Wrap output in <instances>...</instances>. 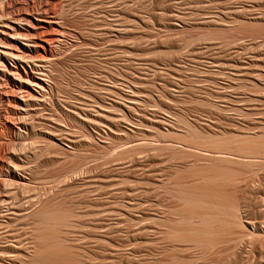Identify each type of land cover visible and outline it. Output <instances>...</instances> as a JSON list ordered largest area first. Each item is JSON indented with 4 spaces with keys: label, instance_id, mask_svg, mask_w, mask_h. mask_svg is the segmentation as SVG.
<instances>
[{
    "label": "rangeland",
    "instance_id": "obj_1",
    "mask_svg": "<svg viewBox=\"0 0 264 264\" xmlns=\"http://www.w3.org/2000/svg\"><path fill=\"white\" fill-rule=\"evenodd\" d=\"M2 1L8 9L0 10V24L24 26L22 11L47 10L42 27L28 35L47 47L29 60L44 54L31 60L41 65L31 63L36 73L44 69L48 84L35 88L42 114L31 116L22 137L10 138L0 126L3 148L14 142L15 149L0 160V204L8 203L0 214L9 203H22L20 212L13 206L17 213L42 204L68 214L56 234L83 264H247L253 257L263 264L259 242L238 240L234 211L201 208L227 222L204 226L214 233L197 244L187 235L200 217L183 209L194 187L208 189L209 175L238 177L236 163L215 169L209 156L221 153L203 146H224L222 154L236 158L234 146L264 142V32L245 33V22H264V0H0V7ZM22 146L31 153L23 165L16 154ZM9 158L27 171L4 175ZM236 181L209 187L253 215L263 187ZM14 216L0 230V264L26 262L21 236L37 226L35 218Z\"/></svg>",
    "mask_w": 264,
    "mask_h": 264
},
{
    "label": "bare ground",
    "instance_id": "obj_2",
    "mask_svg": "<svg viewBox=\"0 0 264 264\" xmlns=\"http://www.w3.org/2000/svg\"><path fill=\"white\" fill-rule=\"evenodd\" d=\"M19 2L20 1L18 0V3ZM3 3H2L3 5L1 4V7H0L1 11L3 10L4 6H6L8 9V3H6V1ZM32 3H33V0H32ZM11 5H12V3H11ZM28 5L29 4H27V6ZM33 6L35 7V5H33ZM37 6H39V5H37ZM30 7H31V5H30ZM22 8L25 9V7H22ZM32 9L34 10L33 7H32ZM35 9L37 10V8H35ZM28 10H29V8H28ZM24 11H27V10H24ZM37 11L38 12L35 14V16L30 14L29 12L28 13L27 12L22 13L23 11L21 12V14L17 13V14H20L21 20H25V22L28 23L25 25V22L20 20L21 22L24 23V26L16 24L15 22H13L14 20L13 21L11 20L12 22H3L2 21V24H0V39L2 40V42L0 40V78L5 80L7 83L5 88H0V126L1 125L3 126V128L6 131L5 134H7L10 138H14L17 135H20L21 133H23L21 130L22 128L28 129L31 116L34 113L37 112L39 114H42V112H38V111L40 109H42L43 95H41V93L39 94L37 89L44 90L45 89L44 86L48 84V82L45 83L46 79H44V77H43L46 74V72H44V69L40 68L41 71H39V73L37 71V73H36L35 67L32 65L33 62L31 60H38L35 58L39 54L37 56H33V57H35L34 59L31 58L29 60V58L31 57L33 52L40 50V49L45 52V50L47 49V47H45V45L40 40L41 39V38H39L40 36L35 37V33L33 34V36H31V34L28 35L29 31L31 33H32V31L34 32L33 28L36 29V28L42 27L43 23L47 20V19H44L46 15L44 16L42 13L44 11L47 12V10L40 11L38 9ZM3 12H5V9L3 10ZM13 12H15V11H13ZM3 14L4 13H2L1 18L4 16ZM7 17L9 19L10 16L7 15ZM18 19H19V16H18ZM4 20H5V18H4ZM15 20L17 22V19H15ZM241 20H239V21L237 20V22H241ZM20 21H19V23H20ZM262 21H264V20H262ZM52 22H54V21H52ZM23 23H21V24H23ZM245 23H247L246 27L251 28V26H253V25H255V27H256V28H254V26H253L252 28L254 30L251 28L253 31H249L250 28H245V25H244L243 30H244V28H245V31L248 29V31H246L245 33H247V32L254 33V31H256V30L261 31L260 33L264 32V25L263 24H262V26L260 25L261 23H264V22H261L258 25V28H257V24L259 22L258 23L253 22L252 24L249 23V25H251V26H248V22H245ZM259 26H261V27H259ZM239 27H241V26H239ZM259 31L257 33H259ZM20 35H21L22 39L24 38V36H26L23 39V41H21L19 39ZM22 35H24V36L22 37ZM39 35H41V31H40ZM37 37L39 39H37ZM1 43H3V44H1ZM35 53H34V55H35ZM42 55H44V54H42ZM42 55L38 56V57L42 58L43 57ZM39 60H41V59H39ZM42 61H43V59H42ZM33 64L34 65H36V64L41 65L40 62L36 63V61ZM36 69H37V67H36ZM35 88H37V89H35ZM44 93H46V92H44ZM45 102H46V100H45ZM40 117H44V115H41L38 118H40ZM25 132H27V131L25 130ZM20 137H22V136L20 135ZM3 139H4V137H3ZM18 139H19V137H18ZM26 139H27V137H26ZM250 139H247L246 143L244 141L243 143L238 144L237 146H234L235 148L233 151L235 152L234 155L236 158L231 157L228 154L223 155L222 153H228V151H226V149H228V148H225L224 146H221V147L215 146L214 145L215 143L214 144L212 143L213 145L203 146L206 148L210 147L209 150H208V148L204 149V150L210 151L212 153L213 152H217V153L219 152L222 154V155L220 154V156H218V157H217V155H216V157L213 155L209 156L210 161L213 164H215V166H216L215 169L218 168V169L223 170L224 168L222 167L221 163H228V162L229 163L230 162L236 163L238 165V169H237L238 177L232 178L231 176H229V174L222 173V172H220L219 174H211V175H209V177L207 176L208 177L207 178L208 186L205 183L206 181L203 180L205 183V186H207L208 189H204L205 187L203 188V187H201V185H199L200 188L198 186H196V188L198 187L197 188L198 190L194 187L190 191V195L188 194V196H186V201H188L189 204L186 205L183 209L186 212L185 215L187 214L186 216L189 218L191 216H193L194 214H196L197 216L200 217V223L199 224H201V226L192 227L191 228L192 231L188 232V235H187V237L191 241H193L194 243L201 244L203 241V239H202L203 236L208 237V235H212L214 233L213 231L203 229L204 226H206L208 228V226H210L213 222H221V223L227 222L226 219L218 216L214 212H206V213H204V215L200 214L201 208H203L207 204L214 209H222V211H223V209H227V211H231V210L234 211L236 214L234 215L233 218H235V219L232 220L231 223H234L240 229L238 237H237L238 240L241 241L240 239H243V240L246 239L249 242L248 246H252V245L254 246L255 243L257 244L259 242L258 243V244H260L259 247H261L262 250H264L263 249L264 248V142L258 141V144H255L254 141H257V140H255V139L250 140ZM31 142H33V141H31ZM1 143L3 144L4 141L3 142L0 141V160H2L1 157L4 154V151H6L8 149V147L10 149L9 152H11V149L13 150L12 152H14V150H15L12 147V144L14 142H10V144L12 143L11 148L9 146L10 144L8 145V147L6 145V147H7L6 150H5V148H3V145ZM5 143H7V141H5ZM27 143H28V141H27ZM25 144H26V142H25ZM55 145H58V144H55ZM199 147H201V146H199ZM20 149H22V148H20ZM30 149L31 148H29V150ZM174 149H175V147H174ZM201 149H203V148H201ZM44 150L45 149L40 148L39 151L37 149L34 151L32 150L31 152H32V155H35L38 152H40V153L44 152ZM19 151L17 152V150H16V154L18 153L17 157H18L19 161L22 163L21 165H23V163L26 162V159L28 160V158L31 156V153L29 154L28 150H24V147H23L22 151H20V153H19ZM7 152H8V150H7ZM7 152L5 154H7ZM8 157H10V156H8ZM9 159H10V163L12 164L13 163L11 161L12 158H9ZM3 161H5V160L3 159ZM10 163H8L9 165H7L6 169H4V171H5L4 175H6L8 177L9 176L12 177L14 174H16V170L18 172V170L21 169V167L22 168L24 167L26 170V166H18V164H16L18 166L17 167V166H15L14 163H13V165H11ZM1 166H3V165H1ZM1 166H0V171H1ZM235 175H237V174H235ZM234 179L237 180L236 182H238V184L240 183V186H241V184L244 187H247L248 185H250L249 187L253 188L254 190L263 187L261 194L259 195V200L261 202V205H260L259 209L256 210V213L255 212L253 213V215H251L250 212H248L245 209L246 206L241 205L240 202L237 201V199L234 200V201H236V202H234L232 200L233 198L232 199L229 198L225 193H224L225 195L221 194L219 192L220 191L219 188H218L219 191L216 190L217 189L216 185L221 184V183H217L216 181L226 182V181H230V180L233 181ZM210 185H213V186L215 185L216 189L213 186H211V188H210L209 187ZM9 186H10V184H9ZM202 186H204V185H202ZM221 186L219 185L220 188H221ZM212 188H214V190H216L217 192L216 191L214 192V190L212 191ZM8 192H7V194H8ZM10 193L11 192H9V194ZM15 193H16V191H15ZM11 194L13 195V192ZM12 195H10V196H12ZM10 198H12V197H10ZM5 200L3 202V199H1V204H2V202L5 204H8ZM11 200L9 199V201H11ZM12 201H13V203H15L14 202L15 200H12ZM1 204H0V207H3L5 205V204L4 205L2 204V206H1ZM9 204H10V206L6 205L7 206L6 209L4 210L3 213L0 214V216H3V215L6 216L5 221L0 220V230L3 229V231L4 230L7 231V229H9L10 225L14 222V220L16 218L14 216V213H15V215L19 214V216L21 214V216H23V218L27 217V219H28V217L29 218L30 217L35 218L36 219L34 221L35 223L37 221V223H36L37 226L35 225V228L33 227L34 229H31V230L29 229V231H30L29 236L27 234L25 236H23V235L21 236L23 238V244L21 243L23 246H22V248L20 246L21 250H19V253L21 256H23V259L26 258L27 264H83L80 260V256L78 255V253L76 254L75 252H73V250H71V247L68 246L67 242L63 239H60L61 237L59 238V236L57 235L58 234L57 229H59L58 227L61 225H65L67 223L68 214H65L64 212H61L55 208H54L55 210H47L44 206H41L42 204L41 205L39 204L40 206L38 208H33V209L31 208L29 210H27L23 206L26 209L24 212H22L24 208L21 206L20 208L22 210L21 211L22 213H17V211L14 212L15 210H13V206L15 205V207H16V205H17L18 208L16 207V209L20 212L19 206L22 205V203H20L19 206L16 203L12 206H11V203H9ZM4 208H5V206H4ZM2 210H3V208H2ZM223 212L227 213L225 211H223ZM26 220H23V221H26ZM23 224H25V223H23ZM25 225H27V224H25ZM27 228H25L23 230L24 231L26 230V232H27ZM30 234H32V235L30 236ZM21 237H20V239L22 240ZM245 242H244V245H245ZM204 243H205V245H211V244H213V241H211V239H205ZM261 255H262L261 257H263V254H261ZM244 256L245 255L243 253L242 257H244ZM256 257L257 256H255V258ZM259 260H262V259H259ZM259 260H258V262H259ZM24 261L25 260L22 261V264ZM262 261H264V259ZM26 262H24V263H26ZM247 264H254V257L251 259L249 258L247 260Z\"/></svg>",
    "mask_w": 264,
    "mask_h": 264
}]
</instances>
